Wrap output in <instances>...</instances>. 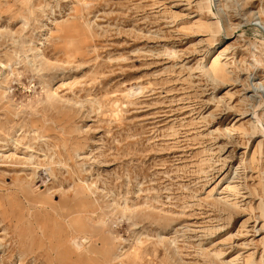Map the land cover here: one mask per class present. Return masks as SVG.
<instances>
[{"label":"rangeland","instance_id":"obj_1","mask_svg":"<svg viewBox=\"0 0 264 264\" xmlns=\"http://www.w3.org/2000/svg\"><path fill=\"white\" fill-rule=\"evenodd\" d=\"M199 1L0 0V264H264V0Z\"/></svg>","mask_w":264,"mask_h":264},{"label":"bare ground","instance_id":"obj_2","mask_svg":"<svg viewBox=\"0 0 264 264\" xmlns=\"http://www.w3.org/2000/svg\"><path fill=\"white\" fill-rule=\"evenodd\" d=\"M215 1H217V0H201V1H199V6H200L201 9H205L203 7H206L208 9V11L214 15L215 14V3H214ZM205 4H207V6H205ZM215 18H219V17H215Z\"/></svg>","mask_w":264,"mask_h":264}]
</instances>
